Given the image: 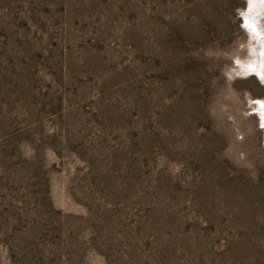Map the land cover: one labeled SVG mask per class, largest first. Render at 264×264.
<instances>
[{
    "label": "rangeland",
    "instance_id": "1",
    "mask_svg": "<svg viewBox=\"0 0 264 264\" xmlns=\"http://www.w3.org/2000/svg\"><path fill=\"white\" fill-rule=\"evenodd\" d=\"M248 14L264 0H0V264H264Z\"/></svg>",
    "mask_w": 264,
    "mask_h": 264
},
{
    "label": "bare ground",
    "instance_id": "2",
    "mask_svg": "<svg viewBox=\"0 0 264 264\" xmlns=\"http://www.w3.org/2000/svg\"><path fill=\"white\" fill-rule=\"evenodd\" d=\"M251 17H252L251 15H249V14L247 15V18H250L249 20L253 21V19ZM254 21H253V23H254L253 25L255 27L254 28L255 29V33L260 38V40L262 42V48H263L262 54L264 55V19H262L260 21L254 19ZM258 72H259V75H261V77L263 79V83H264V56H263V64L261 65V67H259Z\"/></svg>",
    "mask_w": 264,
    "mask_h": 264
}]
</instances>
